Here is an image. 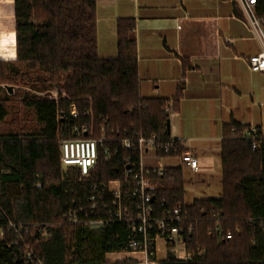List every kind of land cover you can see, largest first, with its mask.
<instances>
[{
  "label": "trees",
  "instance_id": "1",
  "mask_svg": "<svg viewBox=\"0 0 264 264\" xmlns=\"http://www.w3.org/2000/svg\"><path fill=\"white\" fill-rule=\"evenodd\" d=\"M98 1L15 0L17 58L0 60V83L20 87L8 90L9 97L0 88V228L9 222L16 227L0 237V264H137L107 258L122 252L131 236H139L127 221L133 212L119 221L108 194L96 210L90 195L94 184L124 180L129 159L139 160L138 150L124 148L126 139L137 143L154 134L173 139L165 109L171 101L178 108L183 90L173 100L141 95L133 18L117 22L118 56H99ZM256 2V14L264 19V0ZM21 87L39 92L56 88L60 95L56 100ZM9 101L28 108L25 117L37 126L14 131L9 126L17 124L14 115L7 120ZM72 104L78 118L70 116ZM59 109L68 115L70 129L89 125L82 137L105 135L89 176L62 164L59 133L64 121L58 120ZM246 128L238 122L225 125L221 197L187 203L180 167L151 177L154 216L163 218L181 208L177 225L191 255L159 264H264V134L258 130L261 138L255 148L253 140L241 137ZM174 141L179 154L186 151L181 140ZM131 187L132 182L122 181L125 195ZM70 210L77 212L78 222L65 219ZM87 218L104 223L88 224Z\"/></svg>",
  "mask_w": 264,
  "mask_h": 264
},
{
  "label": "crops",
  "instance_id": "2",
  "mask_svg": "<svg viewBox=\"0 0 264 264\" xmlns=\"http://www.w3.org/2000/svg\"><path fill=\"white\" fill-rule=\"evenodd\" d=\"M97 9L101 58L118 56L117 22L133 18L141 95L173 100L183 90L170 119L171 137L186 144L200 170L180 156H163L161 162L182 168L185 185L201 188L200 196L187 194V203L221 197L225 125L238 122L264 134V74L253 72L246 60L262 47L242 8L230 0H99ZM2 51V59L17 58L15 0H0ZM133 256L107 254L112 261Z\"/></svg>",
  "mask_w": 264,
  "mask_h": 264
},
{
  "label": "built area",
  "instance_id": "3",
  "mask_svg": "<svg viewBox=\"0 0 264 264\" xmlns=\"http://www.w3.org/2000/svg\"><path fill=\"white\" fill-rule=\"evenodd\" d=\"M237 2L242 8L247 17L251 28L261 43V52L257 55L246 58L250 69L253 72H261L264 74V19L256 14V0H230ZM57 90V89H56ZM63 93H65L63 91ZM50 97L58 100V94ZM165 111L170 115H174V104L171 101ZM67 114L62 110H58V120L64 121L61 124L59 133V143L61 149V159L64 168L75 167L82 176H89L92 168L97 163L100 147L105 141V135L98 138L82 137L88 133L90 129L87 123L73 126L71 129L65 121ZM70 116L72 118L79 117V111L75 104L70 107ZM70 129L68 132L67 130ZM104 127H102V131ZM242 138L251 139L254 141L253 146L257 147V140L261 138L257 129L248 127L243 130ZM174 139L166 141L160 134H154L151 137H140L137 143H132L126 139L123 146L126 149H135L139 151V160L132 161L129 159L125 167L124 180H112L108 184H94L90 195L89 203L93 210L105 203L106 195L110 196L109 202L112 205V215L119 221H125L124 215L131 214L134 216L127 219L132 225V231L138 233L139 236L133 235L129 239L128 245L122 252L133 254L129 260L135 261L137 264H159L162 263L158 258L157 241L162 238L169 242H176L181 239L184 246L185 240L182 237V228L177 225L182 221L181 208L177 207L172 212L169 211L163 218L154 216V190L155 184L151 177L153 175L161 176L166 171L167 167L161 162L163 156H180L182 162L194 171L200 170V164L197 157L187 149L186 144L182 142V146L186 151L182 154L178 153V148ZM153 159V165H147V159ZM127 166H129L127 168ZM122 181L132 182V187L125 195L122 189ZM65 219L70 223H76L77 212L70 210L65 214ZM87 223L92 225L103 224L104 220H90L87 218ZM16 225L9 222L6 227L0 228V237L6 233V229L15 228ZM230 237V234H229ZM139 255V257H136ZM29 259L32 258L31 252L27 253ZM191 258L188 254L181 260Z\"/></svg>",
  "mask_w": 264,
  "mask_h": 264
},
{
  "label": "rangeland",
  "instance_id": "4",
  "mask_svg": "<svg viewBox=\"0 0 264 264\" xmlns=\"http://www.w3.org/2000/svg\"><path fill=\"white\" fill-rule=\"evenodd\" d=\"M97 15H98V9H97ZM98 17V16H97ZM3 52L0 54V58L3 55ZM0 60H6V59H0ZM9 86H12L13 88V91L14 90H17V88H20V87H16V86H13L11 84H4V83H0V88H2L4 91H1V94L3 97H9V91H8V88ZM22 90H25L27 92H31L32 94H39V95H51V96H56L58 94V96L60 95V93L56 90V88H53V90L50 92V91H46L44 90L43 92H39L37 89H31V88H25V87H21ZM62 94H64L62 92ZM8 105V108H12V111H11V114L7 117V120L8 121H12L11 119L13 118V115H14V118L15 120L17 121V124H13V125H9L14 131H20V129H23V132H29L30 128H34L37 126L35 120H32V119H27L25 117V114L28 113L29 109L26 108L25 106L19 104V102L17 101H9L7 103ZM19 109V114L17 113V110ZM31 118V117H30ZM171 119V117H170ZM1 129V127H0ZM190 180V178H189ZM186 186V201L187 200V194H190L191 196H200V194L202 193L201 192V188H198L194 183L192 182H188V185H185ZM157 248H158V258L161 260V259H167V258H184L185 255H186V252H185V247H184V244L182 242L181 239H178L176 240V242H169V241H166L162 238L158 239L157 241ZM139 255H137L138 257ZM180 259V258H179Z\"/></svg>",
  "mask_w": 264,
  "mask_h": 264
},
{
  "label": "water",
  "instance_id": "5",
  "mask_svg": "<svg viewBox=\"0 0 264 264\" xmlns=\"http://www.w3.org/2000/svg\"><path fill=\"white\" fill-rule=\"evenodd\" d=\"M8 90L12 92V91H13L12 86H9ZM167 129H168V132L171 134V120H168V123H167ZM128 167H129V166H127V168H128ZM153 199L155 200V196H154Z\"/></svg>",
  "mask_w": 264,
  "mask_h": 264
}]
</instances>
